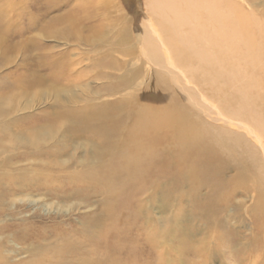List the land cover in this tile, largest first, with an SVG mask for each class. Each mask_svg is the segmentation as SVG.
<instances>
[{"label": "bare ground", "instance_id": "obj_1", "mask_svg": "<svg viewBox=\"0 0 264 264\" xmlns=\"http://www.w3.org/2000/svg\"><path fill=\"white\" fill-rule=\"evenodd\" d=\"M12 2L8 0L6 6ZM66 2L75 3L72 8L78 12L71 11L60 21L63 28L47 27L48 35L60 30L91 42L112 23L122 25L123 18H111L110 9L101 0ZM147 3L141 22L145 31L142 52L158 73L153 91L144 100L133 95L100 104L91 99L85 106L71 101L73 105L56 124L31 121L26 129L12 132L2 115H9L6 100H14V95L9 99L0 95V222L18 221L11 224L17 228L13 233L6 234L2 228L0 264H12L3 249L10 239L38 242L41 238L38 226L22 216V199L29 195L63 203L78 197L82 204L89 202V208L100 207L95 214L84 215L86 240L72 241L66 236L51 249L40 242L31 249L34 259L26 264H113L112 252L139 249L135 246L140 242L154 248L160 258V245L167 236L176 235L170 225L189 218L183 207L171 205L172 199L194 198L197 215L206 219L210 228L221 231L227 222L218 218L241 190L253 197L250 212L255 224L264 223L262 155L248 140L252 137L264 150V23H249L238 14L233 17L226 0ZM101 11L103 17L98 16ZM90 20L98 25L90 28L86 37L75 30L76 24ZM116 38L118 43L126 39L121 33ZM108 61L100 59L97 64L104 65L97 72L105 77L109 71L121 74L112 91L134 88L137 77L127 76L125 62L116 57ZM72 66L69 62L66 69L70 71ZM162 85L175 91L162 89ZM19 95L24 99L28 92ZM207 118L213 121L208 123ZM218 121L223 124L217 127L214 123ZM81 139L85 140L81 153L79 147L70 152L71 143ZM231 172L234 175L229 176ZM205 187L210 193L200 202ZM19 204V211L12 213ZM153 211L171 217L153 222ZM187 235L188 229L177 235L185 245L180 249L190 253L199 249L203 254L196 244L185 240ZM8 252L18 253L14 249Z\"/></svg>", "mask_w": 264, "mask_h": 264}, {"label": "rangeland", "instance_id": "obj_2", "mask_svg": "<svg viewBox=\"0 0 264 264\" xmlns=\"http://www.w3.org/2000/svg\"><path fill=\"white\" fill-rule=\"evenodd\" d=\"M7 1L0 0V95H4L6 99H9L10 95H14V100H6L5 107L9 108L8 111L11 109L10 113H8L9 115L6 116L7 113L2 115V118L4 117L3 121L7 120L6 126H9L8 130L12 132H15V130L21 131L22 128L26 129L25 127L31 121L37 122L36 124L38 125H42V123H50V126L54 125L57 122V118L67 113L65 109H69L73 105L70 103L71 101H73L74 105L85 106L91 102V99L100 104L111 103L125 98V96L133 95V97L144 100L145 98L143 99V97H148L153 91L152 84L157 76L158 68L149 62L142 52L144 49L142 35L145 31L142 29L141 22L144 20V14H147V0H101L102 3H105L104 6L110 9L109 16L111 18L117 21L123 18L121 20L122 25L112 23L105 30V34L99 35L91 42H87L84 39V41L75 39L64 32L62 34L60 30V32L55 31L52 35H48L45 31L50 26L63 28V22L60 21H63L64 17L71 11H74V13L78 12L72 8L75 4L73 2L67 3L66 0H11L13 2L7 7ZM226 1V9L233 17L238 14L242 15L245 18L243 19L249 23H264V0ZM102 13V11L100 15L98 13V16L103 17ZM97 25L98 22L90 20L86 21L85 24L79 22L74 28L82 36L86 37L89 29ZM120 33L122 37L126 38L123 43H118L116 38V35H120ZM115 57L116 60L125 62L129 71L127 76L134 75L135 78L137 77L136 79L134 78V88L121 92L119 90L118 93H115L112 89L119 84L118 81L121 80L119 78L121 74L117 73V70L115 73L109 71V77H105V75H99L97 72V69L104 65L97 64L100 59L103 61L107 59V62H109V59ZM69 62L73 63L70 71L66 69ZM20 82H23V84ZM17 85L20 86V90ZM162 86L165 87L162 89L168 87V90L175 91V88H171V86ZM23 91H27L28 95L21 99L19 92L23 93ZM197 93H200V91L197 90ZM201 95L203 94L201 93ZM13 107L16 108V112L12 111ZM206 121L211 123L213 118H207ZM214 124L218 127L223 122L218 121L217 124ZM248 140L254 146L256 145V149L262 155L263 163H260L259 170L264 174V150L259 147L260 144L255 142L252 137L249 136ZM84 141V139H81L71 143L73 149L69 151L73 152L79 147L80 149L77 152L81 153ZM232 175H234L233 172L229 176ZM209 193L210 190L207 187L201 189L199 201L205 202ZM143 199H147V196L144 195ZM194 200V198L175 199L174 201L172 199L171 205L177 204L183 207L188 212L189 218L187 221L182 222L183 225L181 223L175 224V226L173 223V225H170L174 228L173 231L176 235L167 236L163 244L160 245L159 254H162L160 258L156 257L158 252H154V248L143 246V242H140L135 246V248L138 247L139 249H122L123 252L118 254L112 252L114 253L112 254L114 263L264 264V223L255 224L250 212L254 202L251 195L242 194L241 190L237 192V195L232 199L231 207L229 209L226 208L225 213L218 218L227 222L225 230L221 231L220 229L214 230L210 228L206 219L197 215ZM22 201L23 218L27 219V223H33L38 226V229L41 230H39L41 238L37 242L23 240L19 237L10 239L9 242H6L7 244L4 243L5 248L3 249L7 250L12 264H26V262L33 260L34 255L31 249L34 246H39L40 242L41 244L45 243L44 247H48L46 249L54 248L66 236L71 238L72 241L80 239L83 242V240H86L85 234L82 232L85 224L84 215L95 214L94 211L96 212L100 207L98 206L99 204H95L96 206L89 208L91 206L88 205L89 202L82 204L83 199L78 197L73 198L71 202L66 203V201L63 203V201H51L42 196L29 195L24 197ZM32 202L35 204H31ZM19 206L20 204L16 206V210L12 213H17L20 209ZM237 207L242 208L238 211ZM155 212L153 211L152 213L153 222H155L154 220L171 217L169 216L170 214L164 215L160 211ZM14 222L18 224V221H14L12 218L1 221L0 236L4 234L2 228L5 229L6 234L16 231L17 228L11 226V224H15ZM186 229H188V235L185 240L196 244L198 248L203 250L201 252L204 255L198 252L199 249H196L199 253L198 255L195 254L197 253L196 251L190 253L188 249H180L184 244L179 243L177 238L181 236L177 237V235L179 232L184 234ZM61 235L63 236L61 237ZM11 240L17 245L11 243ZM12 249L17 250L18 253H9L8 251H12ZM113 250L116 251V249ZM50 252L52 251H49V257L52 258Z\"/></svg>", "mask_w": 264, "mask_h": 264}]
</instances>
